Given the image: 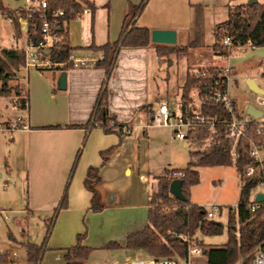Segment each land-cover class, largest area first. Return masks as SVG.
I'll use <instances>...</instances> for the list:
<instances>
[{
  "label": "crops",
  "instance_id": "crops-1",
  "mask_svg": "<svg viewBox=\"0 0 264 264\" xmlns=\"http://www.w3.org/2000/svg\"><path fill=\"white\" fill-rule=\"evenodd\" d=\"M87 1L95 8L93 14L87 13L90 14L88 19L80 16L71 20L66 30L72 55L81 60L93 61L99 59L100 54L89 49V46L99 47L117 39L128 8L139 4L141 0ZM221 3H224L226 10L228 5H244L243 0H148L136 18L135 26L150 30H174V45L187 47L195 35L194 7L201 6L205 46L208 38V9ZM6 22L12 25L8 20ZM219 27L213 31L215 43ZM10 29L12 34L15 33L12 26ZM179 42L183 44L179 45ZM25 44L14 48L21 49ZM243 47L232 53L241 52ZM248 49L253 56L243 64H240V60L226 57V66L232 67V75L245 73V65L255 64L264 68V48ZM164 60L170 65L174 63L166 57H159L153 46L123 48L117 56L108 82V111L119 123L129 126L130 134L127 136L105 133L100 128H93L86 133L83 128L90 118L105 78L103 69L88 66L66 70L65 90L56 89L57 77L63 70L54 66L43 71L31 69L27 72L21 68L17 73L19 84L24 81L26 109L14 106L0 121H15L21 117L27 129L8 135L1 146L0 151L6 156L5 174L0 171V186L5 183L6 177L8 180L12 177L16 181H24L25 193L20 201L17 197L15 206L26 221L39 218L45 225L61 199L77 152L81 150L67 189V207L57 215L41 264H66V249L76 244L78 234H84L81 245L92 248L84 264H122L151 259L141 251L123 247L110 249L107 246L109 243L123 246L127 235L142 230L148 224V207L152 195L157 191L159 177L166 170L186 167L170 169L166 165H170L173 160L170 155L173 152L169 151L173 141L179 142L180 147L188 152L187 139H177L172 128L151 123L150 120L149 112L155 111L159 103L166 102L178 116L185 102L170 96L166 86L169 74L161 76ZM220 67L213 65L207 68ZM188 70L186 77L194 72ZM244 79H253L257 84L254 76L247 75ZM76 125L81 127H74ZM112 147L116 149L102 165V153ZM91 167H99L101 184L97 192L99 203L103 206L99 212L90 210L92 193L84 184ZM8 199L9 204L14 202L11 197ZM0 210L9 213L1 205ZM197 237L204 244L217 245L209 236L198 234ZM202 256L206 264V258ZM196 260L200 261V257Z\"/></svg>",
  "mask_w": 264,
  "mask_h": 264
},
{
  "label": "trees",
  "instance_id": "trees-1",
  "mask_svg": "<svg viewBox=\"0 0 264 264\" xmlns=\"http://www.w3.org/2000/svg\"><path fill=\"white\" fill-rule=\"evenodd\" d=\"M148 0H141L137 5H131V12L125 17L124 24L119 36L114 41H108L102 46L90 45L89 49L100 54V58L93 64H87V67L101 68L105 71L101 89L95 101L88 122L83 126L86 133L93 128H100L105 133H120L116 127H121L116 118L108 111V82L115 66L117 56L123 48H146L153 46L159 57H167L175 54L177 47L175 45L152 44L150 41V29L146 27H136L135 20L145 8ZM49 9H61L63 15L56 19L55 32L59 36V41L49 48L47 57L53 63V66L59 70H69L74 68V64L68 61V56L72 51L69 44L66 25L71 20L77 18V13L83 8H87L93 14L95 8L87 0H47ZM25 17V11L17 9ZM16 10L7 8L0 0V15L11 20L13 30L17 35L23 32L18 24ZM203 8L194 7V25L195 35L193 40L184 49L202 47L204 45L203 31ZM41 19L37 12L32 13L31 22L26 28V36L29 40L37 44L41 41ZM224 28V34L231 39L232 51L229 54L219 44L221 36H217V42L212 45V49L222 55L230 56L232 52L245 45L255 48H264V4L254 3L252 5L244 4L238 6H227V18L220 24L219 29ZM178 51V52H180ZM178 54V53H177ZM25 61L24 53L18 48H3L0 50V82L2 88L0 95L8 96L10 89L6 83L17 78V73L22 68ZM56 65V66H55ZM216 68L200 69L209 73L207 77L196 78L187 74L186 80L181 87L180 100H191L190 92L193 89L198 90V99L200 101L197 112L187 109L190 115L196 114L206 118L213 119L212 125L208 122L202 125H193L187 129L186 139L188 142V162L185 168L179 169L184 173L181 178L182 192L185 201H179L169 194L168 188L172 180L170 172L166 170L165 174L159 177L157 191L152 195L148 207V224L140 231L127 235L123 246L117 243H109L107 248H126L133 251H141L152 259H175L184 260L187 255L188 241H195L205 252L206 264H251L254 250L264 244V200L259 207L251 211L248 206L251 203L253 190L257 182L253 178H247L244 175L245 168L252 163V159L246 153L248 144L240 140L233 145L227 138L226 122L229 114L224 107L212 101L205 100V96L213 91L224 92L227 90L220 79L214 73ZM264 79V71L262 72ZM18 96L23 89L20 84L16 86ZM20 109H26L27 98L24 95L17 99ZM150 116L154 111H150ZM151 123H152V119ZM98 123V125H95ZM113 123V125H111ZM74 127H81L76 125ZM251 136H254L255 127H251ZM116 147L107 149L102 153V165H104L114 152ZM80 149L77 152L75 161L72 165L67 184L51 216L45 223V234L40 244L29 242L28 240L18 242L14 235L8 231V239L13 243L20 245L25 251V264H41L44 253L47 250L46 244L51 234L53 224L58 213L65 209L68 204L67 189L80 156ZM234 152V155L232 154ZM214 166H233L240 183V195L235 208L228 209L227 218V241L220 245H207L198 239L201 236H218L223 233L224 226L219 221L206 216V209L189 200V189L199 183V171L201 167ZM99 167H91L87 172L84 184L92 193L90 210L99 212L103 206L99 203L98 187L101 179L98 175ZM220 211V209H219ZM84 234H78L76 244L67 248L65 253L66 264H84L89 258L92 248L81 245ZM0 264H15L8 258V253L0 255Z\"/></svg>",
  "mask_w": 264,
  "mask_h": 264
},
{
  "label": "rangeland",
  "instance_id": "rangeland-1",
  "mask_svg": "<svg viewBox=\"0 0 264 264\" xmlns=\"http://www.w3.org/2000/svg\"><path fill=\"white\" fill-rule=\"evenodd\" d=\"M3 4L11 9L17 10L22 9L25 6V0H2ZM249 0H243L244 4H247ZM259 3L264 4V0H257ZM224 3L216 4L214 7L208 9V19H207V44L199 48H191L189 52L180 51L185 47L175 45L177 50L175 54H170L167 56V59L174 61L170 65V62L164 60L161 67V76L166 77L169 74V80L166 84L167 90L173 98L180 100L181 97V86L183 81L186 78V72L194 70V72L199 69H204L213 65H219L220 68H224L227 65L226 56H222L216 53L212 49V44L215 43L213 38V31L215 27L220 26V24L227 18V10L223 5ZM19 11V10H17ZM128 13L131 12L130 7L127 10ZM89 18L90 14L82 15V18ZM12 26V25H11ZM11 26L5 19L0 17V50L2 47L14 48L15 46H23L25 44V32L23 31L21 35L13 33L11 31ZM224 33V28L218 30L217 36H221ZM21 36V37H20ZM17 37V38H16ZM18 37H20L18 39ZM183 43L179 42V45ZM249 46L245 45L241 52H234L230 55L231 60L236 59L240 60V64L247 62L253 56L251 51L248 49ZM247 49L246 51H243ZM180 51V52H178ZM178 53V54H177ZM170 57V58H169ZM240 58V59H239ZM245 73L240 75H232L229 80V94L234 100L235 109H246L248 105L263 110V107L258 104L261 95L252 93L247 89L245 76L251 75L254 76L256 82L259 86L264 88V79L261 75V72L264 71L262 66L255 64L245 65ZM24 72L25 70L22 69ZM192 75V74H191ZM20 80L17 78L10 80L6 83V87L10 89V94L6 96L0 95V119L5 118L10 109L14 106L20 105L19 102H16L18 98L22 97L25 93L24 81L20 83L23 88L20 91L19 96L15 94L16 86L19 84ZM23 83V84H22ZM166 87L164 84H162ZM2 88V83L0 82V89ZM194 90V89H193ZM192 90V91H193ZM196 92H191V100L188 101L186 105L192 112L198 110L199 99H198V90ZM186 102V101H185ZM184 102V103H185ZM187 108V109H188ZM14 121L3 120L0 123H12ZM8 139V135H5L0 132V149L4 145V141ZM169 151L173 152L170 154L173 157V160L170 161V165L166 167L175 168V167H184L186 166L188 159L187 150H183L180 147L179 142L173 141ZM6 153L3 154V151H0V171L4 173V157ZM199 171V183L191 186L189 189V200L191 203L197 204L204 207L205 209L209 208L212 205L218 206L220 209L219 212H216L213 216V220L219 221L223 224L224 229L223 233L218 236H209L213 239L214 243L217 245L224 244L227 241V218H228V209L237 205L239 195H240V183L238 180L237 173L233 166H214V167H201ZM5 178V177H4ZM4 181V180H3ZM2 181V182H3ZM7 185L2 188L0 186V205L5 209L9 210L7 213L9 219L3 223L0 230V249H5L8 253V250H15L18 253V257L12 260L14 263L25 264V251L24 249L8 239L7 232L10 231L18 242L26 241L40 244L42 242L43 236L45 234V225L42 220L39 218H29L26 221V218L22 217L23 213L21 211H16L18 208L16 202L21 200L22 196L25 193V183L24 181H16L12 177H9L7 180ZM14 188V189H13ZM257 191H262L260 187L255 189ZM11 197V200L14 201L11 204L8 203V198ZM17 198V199H16ZM2 201V202H1ZM24 229L26 233L24 234ZM200 257V261H197L196 258ZM193 264H205L204 258L202 255L193 256L191 258Z\"/></svg>",
  "mask_w": 264,
  "mask_h": 264
},
{
  "label": "built area",
  "instance_id": "built-area-1",
  "mask_svg": "<svg viewBox=\"0 0 264 264\" xmlns=\"http://www.w3.org/2000/svg\"><path fill=\"white\" fill-rule=\"evenodd\" d=\"M22 10L25 11V17L21 15L20 11H15V16L18 24L23 27V31L26 36V28L31 22L32 13L37 12L39 19H41V41L37 44H34L26 36V44L23 48L19 49L24 53L25 61L22 66L26 72L31 69H36L43 71L48 67L53 66L51 60L47 57L49 48L52 47L55 43L59 41V36L55 32L56 19L63 15L61 9H49L47 6V0H25V6L22 7ZM90 11L87 8H83L81 12L77 13V18L89 13ZM1 18H3L0 15ZM11 22L7 17L3 18ZM219 44L224 48L229 54L232 51L231 39L228 35L222 34L219 40ZM251 49H254V46H249ZM229 57V56H228ZM68 61L74 64L76 67H87V64H93V61L81 60L75 58L72 53L68 56ZM56 66V65H55ZM214 73L220 79H224L223 83L226 85L227 90L224 92L213 91L212 93L205 96V100L212 101L215 103L221 104L225 111L229 114V119L226 122V133L227 138L233 145H236L240 140L247 142L248 147L246 153L252 159V163L249 164L245 170L244 175L247 178H253L257 182L255 189L260 187L262 191L253 190L251 196V203L248 205L251 211L256 210L261 202L255 201V196L258 193L263 194L264 196V96L261 95V98L258 101V104L263 107L262 115L259 118H253L252 116L246 113V109H235L234 100L229 94V80L233 74V69L230 66H225L224 68L215 69ZM193 77H207L209 73L205 70H198L192 73ZM152 123L162 125L165 127L172 128L174 136L179 140L186 139V132L190 126L202 125L204 123H209L212 125L213 119L199 116L196 114L190 115L187 111V108L182 110L178 116H175V113L172 112L166 102H161L158 104L157 109L154 111V114L151 116ZM22 118H17L12 123H0V132L5 135H11L17 130L27 129V125L22 123ZM98 125V123H95ZM113 125V123L111 124ZM251 127H255L254 136H251ZM116 130L124 136L130 134L129 126L123 125L121 127H116ZM234 155V152L232 153ZM170 176L172 179L179 178L181 179L184 176V173L180 170H171ZM8 177L3 183V187L7 185ZM264 200V199H263ZM234 207L231 208H235ZM219 212V208L216 205H212L206 209V216L208 218H213L214 214ZM9 217L4 210H0V230L3 223L8 220ZM187 246V255L184 260H175V259H139L124 262L122 264H193L191 258L193 256H200L202 254L201 247L195 242L188 241ZM9 251V259L14 260L18 257V253L15 250ZM6 253L5 249H0V255ZM251 264H264V244L258 246L252 255Z\"/></svg>",
  "mask_w": 264,
  "mask_h": 264
},
{
  "label": "water",
  "instance_id": "water-1",
  "mask_svg": "<svg viewBox=\"0 0 264 264\" xmlns=\"http://www.w3.org/2000/svg\"><path fill=\"white\" fill-rule=\"evenodd\" d=\"M256 3V0H249L248 4L252 5ZM150 41L154 44H162V45H174L176 43V32L174 30L170 29H153L150 31ZM66 77L67 73L66 71H61L57 77L56 81V89L58 90H65L66 88ZM246 86L247 88L255 94H259L264 96V89L259 87L253 79H247L246 80ZM246 113L253 118H259L262 115V111L253 107L252 105H248L246 108ZM182 179L175 178L172 179L169 184V194L178 199L179 201H185L186 198L183 195L182 192ZM264 196L261 193H258L255 196L256 202L263 201ZM205 252L202 251V255H204Z\"/></svg>",
  "mask_w": 264,
  "mask_h": 264
}]
</instances>
